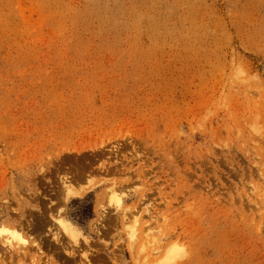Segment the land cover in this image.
<instances>
[{"label":"rangeland","instance_id":"obj_1","mask_svg":"<svg viewBox=\"0 0 264 264\" xmlns=\"http://www.w3.org/2000/svg\"><path fill=\"white\" fill-rule=\"evenodd\" d=\"M1 228L0 264H264V0H0Z\"/></svg>","mask_w":264,"mask_h":264},{"label":"bare ground","instance_id":"obj_2","mask_svg":"<svg viewBox=\"0 0 264 264\" xmlns=\"http://www.w3.org/2000/svg\"><path fill=\"white\" fill-rule=\"evenodd\" d=\"M118 202H119V205H120L121 200H119ZM58 221H59L58 222L59 225L63 228L64 232L68 236L73 238L75 240V242H76L77 241L76 234H75V231H74L73 227L71 226V224H69L68 222H66L63 219H58ZM0 239L2 240L3 243H5L8 246V248L14 247V245H13V243H14L13 241L14 240L18 241L20 244L23 243V244L26 245L28 243L25 238L21 237L15 231H12V230L6 229V228L5 229H2V228L0 229ZM21 246H22V244H21Z\"/></svg>","mask_w":264,"mask_h":264}]
</instances>
